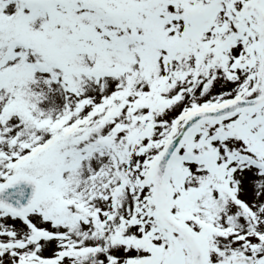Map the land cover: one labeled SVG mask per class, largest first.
<instances>
[{"label":"snow or ice","instance_id":"obj_1","mask_svg":"<svg viewBox=\"0 0 264 264\" xmlns=\"http://www.w3.org/2000/svg\"><path fill=\"white\" fill-rule=\"evenodd\" d=\"M0 264H264V0H0Z\"/></svg>","mask_w":264,"mask_h":264}]
</instances>
